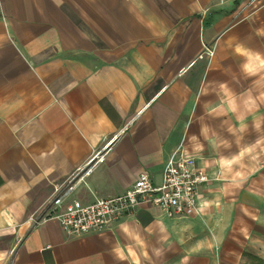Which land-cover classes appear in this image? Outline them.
<instances>
[{
  "label": "crops",
  "instance_id": "0c3cea01",
  "mask_svg": "<svg viewBox=\"0 0 264 264\" xmlns=\"http://www.w3.org/2000/svg\"><path fill=\"white\" fill-rule=\"evenodd\" d=\"M263 96L264 0H0V264H264ZM175 151L212 177L202 217L31 219L92 157L71 199L160 183Z\"/></svg>",
  "mask_w": 264,
  "mask_h": 264
},
{
  "label": "built area",
  "instance_id": "2783aa9c",
  "mask_svg": "<svg viewBox=\"0 0 264 264\" xmlns=\"http://www.w3.org/2000/svg\"><path fill=\"white\" fill-rule=\"evenodd\" d=\"M99 162V157H92L85 166L76 168L65 180L54 185L52 210L40 218L31 216V219L40 222L50 217L56 218L64 232L82 235L109 228L143 202L156 206L164 217L171 220L202 217L200 195L212 177L197 158L175 151L167 158L160 183H154L144 170L132 186L117 195L90 203L71 199L72 191L93 172ZM15 232L16 229H10V233Z\"/></svg>",
  "mask_w": 264,
  "mask_h": 264
},
{
  "label": "rangeland",
  "instance_id": "374dc122",
  "mask_svg": "<svg viewBox=\"0 0 264 264\" xmlns=\"http://www.w3.org/2000/svg\"><path fill=\"white\" fill-rule=\"evenodd\" d=\"M212 50V51H208V50ZM204 50L206 51V53H208L209 55H213L215 53V44H205ZM263 101H264V96H263ZM153 264V263H152ZM154 264H158V263H154Z\"/></svg>",
  "mask_w": 264,
  "mask_h": 264
}]
</instances>
